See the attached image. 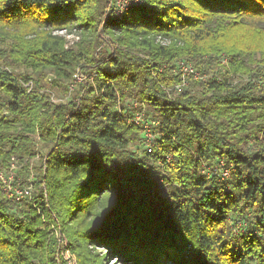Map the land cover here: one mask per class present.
Wrapping results in <instances>:
<instances>
[{
  "label": "clouds",
  "instance_id": "9594fccd",
  "mask_svg": "<svg viewBox=\"0 0 264 264\" xmlns=\"http://www.w3.org/2000/svg\"><path fill=\"white\" fill-rule=\"evenodd\" d=\"M179 3L180 7H168L167 0H53L51 5L47 0H0V203L9 207L10 222H14L35 200L43 198L48 207H54L52 198L59 197L53 213L59 214L57 223L52 224L55 232L43 244L22 236L18 239V234L0 220V264H95L98 257L92 245L112 251L106 240L93 237L94 227L86 234L81 231L94 207L95 202L90 201L93 192L109 191L113 196L111 181L89 186L93 148L104 168L131 162L157 178L184 243L200 257L201 264H209L205 252L211 254L214 264H236L220 250L217 238L222 234L233 244L251 249L245 264H264V163L260 162L264 158V100L259 99L264 97V0ZM205 3L213 6L205 7ZM131 5L138 7L131 9ZM53 8L61 13L55 21ZM181 12L199 21L179 23L176 18ZM216 14H227L228 22ZM110 18L117 23L110 24ZM218 19L221 23L213 27ZM93 23L95 27L85 38L79 26L86 30ZM197 23L199 27H193ZM53 25L57 27L49 31ZM134 28L147 31H133ZM225 32L237 37L229 45L234 57L231 63L223 54L218 58L191 55L201 40L210 35L214 39ZM189 40L191 49L187 48ZM185 52L189 53L187 58ZM105 66L109 71L102 70ZM180 77L191 102H200L202 108L225 97L238 98L240 104L236 111L221 105L207 116L196 110L182 114V118L169 122L175 134L165 144L160 141L163 120L146 100L171 99L182 90L175 82ZM213 80L221 82L223 92L219 88L209 90ZM102 83L113 89L107 105L111 113L126 114L119 123L113 117V123L101 133L103 136L111 132L114 139L91 144V153H86L87 138L96 135L101 121L97 118L76 124L72 117L90 110L100 97ZM9 84L15 88L9 90ZM253 97L257 101L251 105ZM253 106L255 111H245ZM241 116L247 119L241 120ZM197 119L203 126L200 135L191 126ZM70 124L72 131H62ZM238 124L242 127L238 128ZM116 128L121 132L114 131ZM132 128L140 131L132 132ZM224 142L250 160L255 156L253 166L240 170L234 159L223 155L217 158L215 145ZM201 143L209 149L208 157L198 170L187 169V161L197 156ZM105 154L116 157L111 167L104 163ZM165 155L167 160L162 159ZM52 157L72 169L87 164L83 171L86 179L78 184L75 195L79 201L90 202L75 225L59 221L64 218V204L68 201L65 186L79 174L65 175L69 167H50ZM185 170L190 177L203 175L210 185H223L225 189L239 187L226 182L242 171L245 179L240 184L255 177L261 195L231 209L223 222L213 216L203 227L186 232L171 200L186 186L178 175ZM199 196L193 192L190 200L197 207ZM205 239L214 247L198 251L193 242ZM109 259L119 257L112 254Z\"/></svg>",
  "mask_w": 264,
  "mask_h": 264
},
{
  "label": "trees",
  "instance_id": "16d2710c",
  "mask_svg": "<svg viewBox=\"0 0 264 264\" xmlns=\"http://www.w3.org/2000/svg\"><path fill=\"white\" fill-rule=\"evenodd\" d=\"M47 3L51 5L53 0H47ZM167 4L168 7H180L179 0H167ZM212 6L211 3H205V7ZM52 13V21H55L61 15L56 8L52 9ZM216 15L217 17L223 16L224 22H228L229 18L227 14ZM143 19L147 22L150 18L143 15ZM176 19L179 23L190 20L199 21L198 17L185 16L183 12ZM121 20H124V18ZM52 21L49 22L51 23ZM109 23L115 24L116 22L110 18ZM220 23L221 21L218 19L213 24V27ZM56 27L53 25L49 31H54ZM79 27L84 30L85 38H87L88 32L95 27V24L89 25L86 30L83 25ZM193 27H199V23L193 25ZM132 30L147 31V29L140 28ZM221 31L224 32V29L221 28ZM148 39H151V36ZM235 39L237 37L232 32L216 35L214 39L210 35L207 39L201 40L196 44L195 52H192L191 55H215L218 58L223 54L230 58L231 63V59L234 57L232 48L229 45ZM168 46L171 47L170 42ZM192 47V42L189 40L187 48L191 49ZM183 55L187 58L189 53L185 52ZM102 70L109 71L106 66ZM113 70H115V67H113ZM241 71L244 72L245 70L241 69ZM109 75H111V72H109ZM245 75H247L246 72ZM175 82L179 83V78ZM13 88H15V85H8L9 90ZM100 88V97L90 107V110L78 113L76 117H72V122L76 124H83L86 121L91 122L97 118L101 121L100 126L96 128V135L87 138L86 153H91V144L99 145L102 140L114 139L111 132L103 136L101 133L104 132L105 127L113 123V117L115 122L119 123L121 116L126 114H112L107 105L114 95L113 89L105 83H102ZM208 88L209 90L219 88L221 92L224 91L221 82L215 80L208 84ZM89 91H92V89ZM144 95L147 96V93L145 92ZM207 98L211 99V96ZM259 99L264 100V97ZM256 101L257 98L253 97L249 103L254 105ZM146 103L151 105L154 114L162 118L164 127L160 129L163 133L160 141L167 144L175 134V129L170 127V121L182 118V114L192 113L194 110L202 112L204 116H207L221 105L227 110L236 111L239 108L240 101L235 97H225L220 101L214 102L208 108H202L200 102H191L189 90L185 87L171 99H147ZM249 110L255 111L254 106L250 109H245V111ZM240 119L245 120L247 117L241 116ZM191 126L196 134H202L201 129L203 126L199 119L192 121ZM237 127H242V125L238 124ZM72 130V124L68 128L62 129L65 133ZM114 131L120 133L121 129L116 128ZM130 131L138 132L140 129L132 128ZM101 151L103 152V146H101ZM176 151L178 152L179 148ZM208 152L209 149L205 144H199L197 146V156L187 161V169L192 171L198 170L201 166V161L208 157ZM49 155L51 156V152ZM222 155L234 159L237 169L240 170L245 168L250 169L255 160V156L250 160L248 156L237 152L234 146L229 147L228 142H224L223 145H215V156L219 158ZM256 156H259V153ZM166 157L165 155L162 159L166 160ZM115 159V156L104 155V163L108 167H111L112 161ZM260 162L264 163V158H261ZM48 163L52 168L63 169L69 167L62 164L57 157H52ZM147 166L145 165V167ZM86 167L87 164L80 165L75 169L69 167V171L65 173V175L78 173L79 177L73 180L70 185L65 186L68 201L64 204V218L59 223L75 225L77 220L83 218L85 205L90 201L95 202L88 216L87 223L81 231L86 234L87 232H91L94 227L93 237L106 240L112 249L109 252L106 248L92 245L96 249L98 257L95 264H108L110 261L117 262V264H201L200 257L192 253L184 243L176 227L167 198L162 192L159 181L151 172L143 171L131 162L123 166L114 164L111 169L104 168L99 161L95 148H93V174L90 178L89 186L111 181L113 184V196L109 191H94L90 197V201H79L75 194L78 193V184L86 179L83 175ZM178 175L183 177L186 186L173 194L171 200L176 215L182 219L186 232L195 231L198 227H203L213 216L214 219L216 217L223 222V217L231 215V209L243 204L245 200H252L261 195V186L254 182L255 177L249 179L246 183L240 184V181L245 179L242 171H237L233 180L226 182L238 184L239 187L227 189L223 185L219 187L210 185L207 182V178L202 175L190 177L188 170L178 173ZM193 192L200 194L198 200L199 207L190 202ZM228 193H231V195ZM58 199L59 197L57 196L52 198L54 207H48L47 202L43 198L35 200L33 203L27 205L26 211L20 217H17L14 222H10L11 212L9 207L0 203V220L8 224L12 231L18 234V239L22 236L37 245L43 244L48 236L55 232L52 224L57 223L56 215H59L58 213L53 215ZM96 220L98 221L96 222ZM220 231L223 233V229H220ZM217 242L220 244V250L227 252L229 259L235 260L236 264H245V261L250 259V248L242 247L239 243L233 244L231 241L224 239L223 234L217 238ZM193 246L198 251H204L205 249L213 248L214 244L205 239L201 243L193 242ZM112 254L118 256L119 259L110 260L109 257ZM205 258L209 261V264H214L209 252H205Z\"/></svg>",
  "mask_w": 264,
  "mask_h": 264
},
{
  "label": "built area",
  "instance_id": "2783aa9c",
  "mask_svg": "<svg viewBox=\"0 0 264 264\" xmlns=\"http://www.w3.org/2000/svg\"><path fill=\"white\" fill-rule=\"evenodd\" d=\"M137 7H138V6H136V5H131V6H130L131 9H135V8H137ZM122 18H123V17H121L120 20H121ZM115 22L117 23V21H115ZM192 75L194 76L195 74L193 73ZM190 79H191V76L189 77V80H190ZM177 85H178V86H182V89L186 87V86H183V85H184V79H183V77H180V78H179V83H177ZM178 92H180V91H178ZM178 92H177V93H178ZM166 160H167V157H166ZM202 176H203V175H202ZM204 177H205V176H204ZM205 178H206V177H205Z\"/></svg>",
  "mask_w": 264,
  "mask_h": 264
},
{
  "label": "rangeland",
  "instance_id": "374dc122",
  "mask_svg": "<svg viewBox=\"0 0 264 264\" xmlns=\"http://www.w3.org/2000/svg\"><path fill=\"white\" fill-rule=\"evenodd\" d=\"M162 192H163V190H162ZM108 264H117V262L115 263L113 261H110V262H108Z\"/></svg>",
  "mask_w": 264,
  "mask_h": 264
}]
</instances>
